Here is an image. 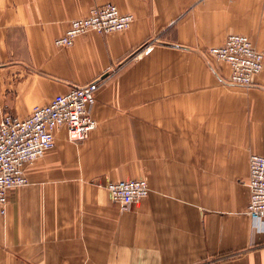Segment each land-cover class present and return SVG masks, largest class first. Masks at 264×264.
I'll list each match as a JSON object with an SVG mask.
<instances>
[{
    "label": "crops",
    "instance_id": "1",
    "mask_svg": "<svg viewBox=\"0 0 264 264\" xmlns=\"http://www.w3.org/2000/svg\"><path fill=\"white\" fill-rule=\"evenodd\" d=\"M105 4L131 26L55 46ZM229 34L264 54V0H0V119L102 81L90 138L73 146L57 130L8 192L0 264H264L246 213L249 157L264 155V68L251 88L224 83L207 51ZM135 179L148 195L121 210L106 185Z\"/></svg>",
    "mask_w": 264,
    "mask_h": 264
},
{
    "label": "built area",
    "instance_id": "2",
    "mask_svg": "<svg viewBox=\"0 0 264 264\" xmlns=\"http://www.w3.org/2000/svg\"><path fill=\"white\" fill-rule=\"evenodd\" d=\"M133 21L131 14H122L115 5L93 7L86 17L71 22L65 33L55 40L59 48L73 46L77 37L95 32L109 34L127 30ZM146 47L144 52L151 51ZM209 58L223 63L229 70L224 83L251 88L254 78L264 68V54L241 34H229L219 47L207 51ZM102 84L100 79L82 86L71 87L65 94L56 95L45 106L35 107L20 119L4 113L0 119V212L4 214L10 190L26 186L27 166L55 147V132L65 128L69 142L79 144L88 139L96 129L92 117L95 92ZM248 188L250 199L246 213L252 228L261 233L264 241V155L249 157ZM106 189L121 210H128L134 203L148 195L145 180L135 179L110 182Z\"/></svg>",
    "mask_w": 264,
    "mask_h": 264
},
{
    "label": "rangeland",
    "instance_id": "3",
    "mask_svg": "<svg viewBox=\"0 0 264 264\" xmlns=\"http://www.w3.org/2000/svg\"><path fill=\"white\" fill-rule=\"evenodd\" d=\"M212 60H213V59H212ZM214 61H215V60H214ZM100 86H101V85H100ZM5 113H6V112H5ZM96 127H97V126H96ZM94 131H95V130H93V131L90 133L88 139L90 138L91 134H92ZM88 139H87V140H88ZM87 140H85V141H83V142H81V143H79V144H74V143H71V142H70V143L73 144V146H81V145H82L84 142H86ZM43 157H44V155H43L42 157H40L39 159H41V158H43ZM39 159H37V160H39ZM37 160H36V161H37ZM36 161H35V162H36ZM19 188H21V187H19ZM16 189H18V188H16ZM13 190H14V189H13ZM109 196H110V195H109ZM110 198H111V197H110ZM111 200H112V199H111ZM112 202H113V201H112ZM113 203H114V202H113ZM115 204H116V203H115ZM116 205H117V204H116ZM117 206H118V205H117Z\"/></svg>",
    "mask_w": 264,
    "mask_h": 264
}]
</instances>
